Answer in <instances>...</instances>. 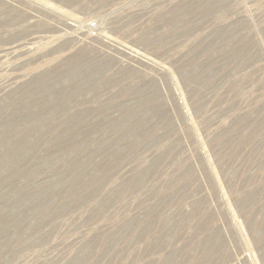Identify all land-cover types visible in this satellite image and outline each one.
<instances>
[{"label":"rangeland","instance_id":"obj_1","mask_svg":"<svg viewBox=\"0 0 264 264\" xmlns=\"http://www.w3.org/2000/svg\"><path fill=\"white\" fill-rule=\"evenodd\" d=\"M0 264H264V0H0Z\"/></svg>","mask_w":264,"mask_h":264},{"label":"bare ground","instance_id":"obj_2","mask_svg":"<svg viewBox=\"0 0 264 264\" xmlns=\"http://www.w3.org/2000/svg\"><path fill=\"white\" fill-rule=\"evenodd\" d=\"M2 57V50H1V48H0V58Z\"/></svg>","mask_w":264,"mask_h":264}]
</instances>
